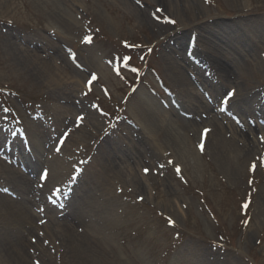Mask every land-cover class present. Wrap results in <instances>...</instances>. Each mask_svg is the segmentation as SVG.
<instances>
[{"label":"rangeland","instance_id":"1","mask_svg":"<svg viewBox=\"0 0 264 264\" xmlns=\"http://www.w3.org/2000/svg\"><path fill=\"white\" fill-rule=\"evenodd\" d=\"M63 22L72 31L63 30ZM188 42L202 54L205 42L231 54L237 86L200 64L187 51ZM250 50L255 52L249 55ZM170 54L193 66L185 67L186 74L205 103L221 101L216 119L227 138L231 124L248 129L246 142L258 145L252 154H243L239 139L222 150L224 155L235 150L236 159L220 160L210 134H199L209 123L189 129L182 146L169 137L170 119L204 115L179 86L166 61ZM90 74L97 77L91 87ZM228 90L236 99H228ZM142 100L168 114L157 129L160 140L145 137ZM263 106L264 0H0V133L7 136L0 160L40 180L42 197L32 209L45 217L42 222L82 205L85 191L94 198L79 226L84 233L97 231L96 248L73 256L67 252L69 238L59 246L62 239L49 245L43 237L49 257L35 248L31 264H264ZM58 119L69 123L62 143L66 126L60 130ZM30 130L45 146L43 158L34 153ZM53 146L69 165L60 170L63 175H53L48 165ZM134 148L142 158H124ZM111 151L120 169L108 180L100 166ZM23 152L38 165L35 173L25 167ZM0 180V194L18 201L1 171ZM17 233L16 223L0 215V236L13 239ZM34 234L24 241L38 247L31 243ZM0 264L12 263L0 259Z\"/></svg>","mask_w":264,"mask_h":264},{"label":"bare ground","instance_id":"2","mask_svg":"<svg viewBox=\"0 0 264 264\" xmlns=\"http://www.w3.org/2000/svg\"><path fill=\"white\" fill-rule=\"evenodd\" d=\"M137 13L141 19H148V16L146 13L142 11H138V10H137ZM71 26H72L71 24L69 23L65 24L64 22L60 25V27L65 31H69L70 29L72 31ZM210 36L215 38L217 37V34H214L213 32H211ZM198 39L201 40V39H204V37L198 36ZM205 43L206 45L208 44L207 54H202L201 52H197L196 47H194V49L190 48L189 42L186 45V49H188L187 51H192V53L196 55L195 58L200 62V64L205 65L208 71H210L214 76H217L218 78L220 77V79L224 81L226 85L235 84V86H237L235 82V72H234L233 64H232L233 60L231 61L230 59L231 54L230 55L227 54V52H225L226 50H224L222 46L218 45L217 43H210V42H205ZM224 46L228 47L226 44ZM231 50L233 53L235 52V49L234 50L231 49ZM223 51L226 54L223 53ZM254 52H255L254 50H250L249 55H251ZM166 61L168 63L169 68L172 70L174 77L178 81L179 86L182 88L184 93L191 100L190 102L192 103V105H194L195 108H197L198 110L204 111L203 112L204 115L201 118L198 117V115L197 117L188 115V116H185V119L179 118L178 116H175L174 119H170L169 123H170L171 128L168 129L169 137L177 141L176 143L178 146L179 145L182 146L183 137L186 136V134H190L189 129H192V130L196 129L197 126H199V123L200 125L209 123L208 125L205 126V128H202L199 131V134H202L204 129L209 130L207 132V135L210 134L209 139H212L211 143H212L213 151L220 158V160L227 162L228 159L235 158V156L233 155L235 150L230 155H224L222 150L225 148V146H232L233 144L236 146V142L239 139H241V141H244L242 145L243 148L240 149L243 152V154H245L246 156L252 154V152H254L257 149L258 145L250 142L249 140L246 142V139L248 136V133H247L248 129H245V128L241 129V125H240V129L238 130L236 126H234V124H231L230 128H231L232 134L230 135V137H228L229 138L228 139L226 137V135L228 134L227 132L228 130H226V128H224L220 124V122L216 119V115L218 116L220 115V113H222L220 109L221 101L212 100L211 101L212 105L211 104L209 105L205 103L203 98H201L196 93L197 89L195 87V82H193L191 79L188 78L186 74V69H185V67H187L188 69L193 70V66L189 64L188 61L184 59V57L181 55L179 57L173 58L172 55L170 54L166 56ZM58 81L60 80H56L55 82V79H54V82L57 85H60V82ZM193 91H195L196 94ZM229 92L230 90H228V93ZM235 95L234 96L231 95L228 99L229 100H231L232 98L236 99ZM139 104L141 105L142 108L146 109L145 110L146 112H144L145 118H146L144 125H145L146 130L149 132V135L145 137L147 138V140H149L150 138H154V137L156 138V141L157 139L160 140L163 137V134H161V132H159V130L157 129L158 128L161 129V127L164 126V122H166V118H167L166 116L168 114L166 112H163V113L154 112L153 105L149 103L148 101L142 100L141 102H139ZM191 110L195 112L193 109ZM206 119L208 120L203 121ZM56 122H57L58 127L60 126V130L61 128L66 126L65 130H63L62 132L61 137L67 138L69 134L65 132L66 131L69 132L68 131L69 123L66 124L65 122H62V124H60L61 120L59 119ZM238 127H239V123H238ZM8 131L9 129L6 132ZM5 137L7 136L1 132L0 133V144L5 141ZM261 137H262L261 144H263L264 146V128H261ZM29 139L33 145L32 147L34 148V153L38 156V158L39 157L43 158L45 146L43 148L41 145L42 143L37 141V136L35 135V132L33 130H30ZM228 142L230 143V145ZM259 146H262V145H259ZM111 150H113V147L111 148ZM1 151L2 149L0 150V152ZM236 151H239V149H236ZM113 153L114 152L111 151L107 158L108 161L104 162L100 166V175L104 176V178L106 179L108 178V180H110L111 176H113V174L120 169V164H117L115 161L110 160ZM140 156L141 158L143 156L140 149L134 148L131 151V156L129 157V155L125 154L124 158L129 159L132 157L134 159ZM60 157H61L60 153L59 151H57L56 146H53V148L51 149V152H49L48 165H50L53 175H56V176L63 175V172L61 173L60 170L65 171L69 167V165H66L65 158L63 156H62L63 159ZM21 159L24 162L25 167L28 170L31 169V171H33L31 172V174L35 173L34 171L37 170L38 165L28 160V159H31L30 156H26L23 152L21 153ZM45 166H43L42 168L43 172H45V170L47 172L48 168H46ZM0 171L3 172L9 179L10 185H12L13 190H15V192H13L14 193L13 195L15 196L14 199L19 201V202L14 201L13 199L8 198L7 196H2L0 194V215L5 217L8 222L14 221L18 227L19 234H21L19 235L17 233V235L13 239L8 238V237L4 238L6 234H3V236L2 235L0 236V259H4L6 262L12 263V264H31L30 263L31 253L35 254L39 252L37 250L32 251L35 248H40L41 249L40 252L44 253V255L47 256L46 255L47 250H48L47 247H44L42 242L40 243V240L43 237L48 238L50 240L49 245H52V244L54 245L56 244L57 240L60 241V239H62L63 243L59 242V246L64 244L65 241L63 238H67V239L69 238L70 248L67 252L73 256L82 255L80 253L81 250L86 249L91 252L92 250L96 248L95 245L97 241L94 238H96L95 233L97 231L94 230L95 231L94 232L92 230L93 231V232L91 231L92 233L91 232L84 233V231L81 229V226H79V225H82L81 223L82 219L80 218L81 212L83 210L86 211L87 208L89 207L90 208L93 207L92 203L94 202V198H92V195H90L87 191H85V195L80 200L82 202V205H79L73 210H69L70 208L69 206V208H67L68 209L67 211L64 210L63 215L59 214L58 217L52 218L50 222L47 220L45 222H42L41 220L45 219V217H42V219L38 218L40 214L37 215V213L34 212L32 209L35 201H37L39 197H42V191L40 190V187H39V184H41L40 180L36 179L35 182L31 181L30 179L27 178V176L21 173L14 172L12 168L2 163L1 160H0ZM43 172H41V174ZM73 182L74 181H72L71 184L68 186L67 193H69L68 191L69 188L73 186ZM0 185L3 186V183L1 180H0ZM4 188L8 189L9 187L7 188L4 185ZM15 194H17L18 196ZM96 202L99 203L97 200ZM111 211L112 210H110V212ZM37 219H40V220H37ZM32 233H35L34 235H36L37 238L35 239L31 237V240H32L31 243L33 242V244H37L38 247L27 245L26 242L24 241L25 236L28 237Z\"/></svg>","mask_w":264,"mask_h":264},{"label":"snow or ice","instance_id":"3","mask_svg":"<svg viewBox=\"0 0 264 264\" xmlns=\"http://www.w3.org/2000/svg\"><path fill=\"white\" fill-rule=\"evenodd\" d=\"M170 23H173V24H174L175 21H170ZM86 43H91V38H90V37L86 38ZM69 55H70V58H71L73 61H75V60L77 59L76 54H75L74 52H70ZM80 66H81V65L77 64V67H80ZM133 71H136V70L134 69ZM96 79H97V77H96L95 74H90V80H89V82H88V83H89V87H91V84H92L93 82H95ZM232 95L234 96V95H235V92H233ZM77 119L80 120V121H83L84 118L81 116V117H77ZM208 131H209V130H207V129L205 130V132H204V135H205V136L207 135V132H208ZM199 147H200V150H201V151L204 150V145H203V144H201ZM57 151H59V149H57ZM169 163H172V161H169ZM160 167L163 168L164 165L161 164ZM144 171H145V173L147 174L150 170L146 168ZM176 171H177V172H180L181 170H180L179 168H177ZM45 175H46V173H45ZM141 200H142V197H141ZM244 207L246 208V207H248V205L246 204V205H244Z\"/></svg>","mask_w":264,"mask_h":264}]
</instances>
